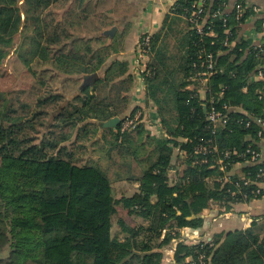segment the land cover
<instances>
[{
    "label": "trees",
    "instance_id": "1",
    "mask_svg": "<svg viewBox=\"0 0 264 264\" xmlns=\"http://www.w3.org/2000/svg\"><path fill=\"white\" fill-rule=\"evenodd\" d=\"M20 1L28 8L22 10ZM58 1L0 0V63L31 19L26 65L39 58L65 78H83L71 97L53 93L38 100L40 107L57 105L50 125L47 109L30 111L20 104L28 108L22 113L0 91V264H163L162 248L180 239L184 228L201 229L204 210L216 206L220 214L255 198L254 185H243L242 175L232 168L242 163L244 177H254L264 165L263 160L246 163L247 155L242 156L248 146L261 148L255 118L264 117V79L256 75L264 77V43L242 33L249 12L235 20V6L228 9L226 0H176L172 13L183 18L194 2H203V28L197 34L186 21L183 53L170 55V61L158 49L152 60L154 76L145 80V98L157 104L163 132L150 136L142 112L137 125L120 133L121 123L139 110H128L133 77L125 62L112 57L118 51L114 44L104 41L96 47L93 37L68 41L67 28L43 19V11ZM87 2L74 0L66 15L85 12ZM218 9L226 23L213 16ZM261 21L253 18L256 30ZM103 32L109 40L111 33ZM100 37H94L96 42ZM156 41L154 35L152 49ZM207 55L212 57L208 69ZM104 66V75L98 76ZM199 72L206 75L197 77ZM211 106L225 116V124L212 127ZM113 117L119 123L104 127ZM202 141L211 146L206 154L196 152ZM116 180L132 181L137 188L116 198ZM117 207L136 223L118 219L113 233ZM199 255L202 264H264V235L252 224L216 232L207 242L178 241L173 260L200 264Z\"/></svg>",
    "mask_w": 264,
    "mask_h": 264
},
{
    "label": "crops",
    "instance_id": "2",
    "mask_svg": "<svg viewBox=\"0 0 264 264\" xmlns=\"http://www.w3.org/2000/svg\"><path fill=\"white\" fill-rule=\"evenodd\" d=\"M176 0H97L92 2V6L98 9L100 14L106 13L108 16L102 18V21L110 22L108 29L111 33L109 44H114L118 47L117 53L112 57L118 61H123L127 66V74H130L134 80V87L130 94L129 105L138 106L140 111L145 114V119L154 123L160 121L158 126L161 130L156 128L155 132L150 133L148 127L145 131L152 137H158L163 132L161 118L157 112V105L155 102L145 98L146 83L137 75L134 67L135 63V46L139 36L142 33H148L152 36H157L155 48L149 57L148 63L153 67L152 60L156 57V52L170 55H181L184 51L186 36L188 32V25L186 20L179 15L172 13L171 7ZM239 0H226L227 8L232 9ZM247 3L257 6L260 10V19L264 21V0H244ZM254 18V17H253ZM253 18H250L243 25L242 33L254 37ZM104 26L102 25L101 28ZM100 28V27H98ZM258 42L264 43V29L258 35ZM173 61V57H169ZM193 85L186 86V89H192ZM198 91L200 98L204 95ZM151 113H150V112ZM150 114V115H149ZM156 126V125H155ZM162 131V132H161ZM262 151L264 152V138L259 141ZM245 165L238 163L232 168V172L238 176L243 175V168ZM174 176L173 172L171 173ZM131 182V181H130ZM135 192L137 184L131 182ZM259 186L263 190L262 193L248 201L237 202L220 214L216 206L215 210H204V225L201 229L192 230L185 228L181 230V235L184 230L193 231L195 235L202 240L211 239L212 235L220 231H230L234 229H245L252 224L256 232L264 235V182ZM177 244V243H176ZM176 244L172 247L175 249ZM174 253V251H173ZM170 264H175L173 254L170 259Z\"/></svg>",
    "mask_w": 264,
    "mask_h": 264
},
{
    "label": "rangeland",
    "instance_id": "3",
    "mask_svg": "<svg viewBox=\"0 0 264 264\" xmlns=\"http://www.w3.org/2000/svg\"><path fill=\"white\" fill-rule=\"evenodd\" d=\"M93 1L97 0H89V2H87V9H85V12L82 13L81 9H78L67 16V10L70 9L71 5H73L74 0H60L52 5L50 4V6L43 11V19H45L46 22H50L51 25L60 23L62 27L67 28L71 35V37L68 38V41H72L77 38L82 39V41H87L89 38L91 39V37H93L91 39V44L97 47L103 44L104 41H109L108 36L105 35L103 31L109 28L106 26H108L110 22L104 23L102 21V18H106L108 15L106 13L100 14L98 9L92 6ZM23 2L20 1V5L23 8L22 10L28 8V6L25 5V2ZM78 11L80 12V15L76 14ZM24 22H26V20ZM32 23V20L29 19L28 23L26 22V26H23L26 35L18 33L14 37L12 47L9 49L8 54L2 63H0V91L6 94L8 98L15 100L16 105L23 104L24 106H29L30 111L35 109L36 106L39 107V109L41 107L47 109L48 112L45 115V119L47 121V125H50L54 116L58 113L57 105L55 107L54 105H41L40 107L38 105V100L53 93H62L64 98L71 97L80 91L81 88L79 87L83 85V78L81 76H72L70 79L65 78L62 74H58L55 70H52L49 64L41 62L39 58L31 59L29 64L26 65L23 60L29 59V55L26 54V44L30 41L27 34L29 35L32 33L31 30L34 28ZM102 25L105 27H103L104 29L101 28ZM20 29H22V27ZM26 30L27 32L28 30L30 32L26 33ZM97 36H101V41L96 42L94 37ZM110 59H112V57H110ZM105 68L106 66L98 71V76L104 75ZM197 91H202L201 93L204 95L202 87H199ZM23 105H20L19 111L25 113L28 111V108H21ZM131 107L134 108L136 106L129 105L128 110H131ZM155 130V126L149 127L150 133L152 132L154 134H158L159 131L155 132ZM173 174L175 175V172H173ZM131 182L128 180L112 181V188L114 190L115 197L119 198L122 195H132L133 186ZM118 219H123L128 225H134L136 223V221H133L132 217L127 215L125 210L117 207V212L112 218L113 233L118 232ZM209 240L210 239L204 240L203 238L201 240L195 235V232H188L187 229L184 230L180 239H174L169 245L162 248L164 251L163 264H170V259L174 251L172 250V247L174 244L178 243V241H184L187 244H198Z\"/></svg>",
    "mask_w": 264,
    "mask_h": 264
},
{
    "label": "built area",
    "instance_id": "4",
    "mask_svg": "<svg viewBox=\"0 0 264 264\" xmlns=\"http://www.w3.org/2000/svg\"><path fill=\"white\" fill-rule=\"evenodd\" d=\"M244 1V0H243ZM193 9L190 11L188 16H184V19L188 22L190 29L195 30L197 34H202V28H203V22L201 14L203 12V2L196 1L192 5ZM235 20H239L242 15L245 13V11L249 12L246 21L253 17H258L260 15V10L257 6L251 5L244 1V3L239 2L235 5ZM213 16H218L223 20L224 23L227 22V16L221 12L220 9L216 10L213 14ZM260 30L254 29V37H252L253 40L257 41L258 35L262 32L264 29V21L262 20L259 24ZM226 33L228 32V28L226 29ZM226 43V42H225ZM257 49H261V45H256ZM152 36L148 33H142L135 46V63L134 67L136 69V73L138 76L141 77V79L145 82L147 78H152L154 76V70L153 67L148 63L149 57L152 54ZM206 68H211L212 66V57L211 55H207L206 59L204 61ZM206 75V72H199L196 73L197 77H202ZM256 79H264V77L261 75V73H258L256 75ZM193 80V79H190ZM206 79L201 78V81L204 82ZM150 112V111H149ZM151 113V112H150ZM142 114V111L137 110L134 115L125 121L121 123L120 126V133L125 132L126 130H129L130 128H133L137 123L139 122L140 115ZM150 115V114H149ZM208 120L212 127L216 125H223L226 122L225 116L223 117L220 112L216 111L213 106H211L210 111L208 112ZM256 123L259 124L260 128L257 130L256 136L259 138V141L264 138V117H256L255 118ZM145 127L149 129L151 126H155L159 130H161V126H158L160 124V121H156L155 125L151 121L144 120ZM143 123V125H144ZM148 125H147V124ZM249 125V121L246 122V126ZM162 132V131H161ZM152 133V132H151ZM209 149H211V146L209 145V142L202 141L197 147L196 152H199L201 154H206L209 152ZM214 149V148H213ZM225 156L229 155V152L226 151L224 153ZM247 155L246 163H252V164H258L262 160L264 161V152L262 149H256L252 148L251 146H248L245 150V152L242 154L243 157ZM221 163V160H220ZM223 169V166L221 167ZM227 179V178H226ZM243 185H254V188L251 190V195L253 197H257L262 193V189L259 186L260 183L264 182V165L259 167L257 170V173L254 177H244L242 175L240 177V180ZM236 186L239 188V182L235 183ZM241 193V192H240ZM234 194V192H232ZM243 198L247 197L246 193H241ZM203 255H199L198 257V263H203ZM195 264V263H192Z\"/></svg>",
    "mask_w": 264,
    "mask_h": 264
},
{
    "label": "water",
    "instance_id": "5",
    "mask_svg": "<svg viewBox=\"0 0 264 264\" xmlns=\"http://www.w3.org/2000/svg\"><path fill=\"white\" fill-rule=\"evenodd\" d=\"M97 77V75H93L92 79H95ZM120 119L118 117H113L111 119H109L108 121H106L103 126L104 127H109V126H116L119 123Z\"/></svg>",
    "mask_w": 264,
    "mask_h": 264
}]
</instances>
